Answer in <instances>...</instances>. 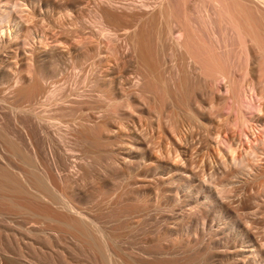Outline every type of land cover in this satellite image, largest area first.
Returning <instances> with one entry per match:
<instances>
[{
  "label": "bare ground",
  "instance_id": "6f19581e",
  "mask_svg": "<svg viewBox=\"0 0 264 264\" xmlns=\"http://www.w3.org/2000/svg\"><path fill=\"white\" fill-rule=\"evenodd\" d=\"M121 4H118V10ZM47 5L48 0H0L1 65L5 62L4 53L12 51L14 61L20 55V47L33 41L37 52L41 51L46 58L45 62L38 58L32 60L31 56L27 58V53L22 58L23 65L15 72L4 68L7 63L3 67L7 81L13 79L16 84L12 90L7 86L9 93L4 87L10 86L13 80L7 84L3 82L5 85L1 86L7 95L0 97L2 106H5H0L5 109L0 112V120L12 123L23 136L18 140L17 134L8 133L4 122L0 121V218L3 220L0 264H196V259L202 262L209 255L210 248L215 250V247L207 246L196 257V207L205 205L203 201L207 196L203 198V194L222 190V194L221 191L218 193L223 201V194L224 200L232 198L230 192L236 188L264 190V136H261L264 133L256 135L259 128H264V0H130L120 15L107 14V10L104 15V8H98L102 11L96 9L93 17L101 27L95 24L94 18L93 24L97 25L102 42L107 41L106 46L101 42L97 45L101 49L98 59L105 63L99 65L105 67V72L98 74L101 71L98 66L100 70L95 71L92 79L89 76L90 79H81L87 94L91 92L86 87L92 94H83L80 83V88L73 85L69 89L74 88L73 91L65 94L69 91L63 84L67 91L64 90L63 94L61 89L54 91L56 86L52 87L53 91L49 88L52 93L47 94L44 103L48 81L51 82V76L58 74L60 68L55 66L56 63L53 65L55 61L51 64V59L58 56L56 51L64 50L62 44L65 43L57 39V35V38H53L54 35L50 38L44 32L46 30L39 31L43 29H37L35 22L31 24L33 27L30 26L26 19H30V15L25 14L34 11L31 14L34 16L33 13L36 15ZM50 39L52 41L48 42ZM122 40L126 43L128 55L138 49L137 42L142 46L145 59L142 63H145L150 88L155 90L159 85L165 92L162 91L166 98L162 96L165 101L160 102V108L156 107L157 100L153 101L154 90L148 91L147 88L142 92L138 82V90L127 91L119 86L120 90L112 80V74L119 67L115 60H119L117 54ZM149 45L154 47L152 50L156 56ZM76 47L72 50L76 51ZM136 56L131 57L133 61L130 59L134 68L138 61ZM83 60L82 57L76 64L82 65ZM14 63L18 66L16 61ZM117 63L119 65V61ZM55 67L57 73L52 69ZM118 96L124 101L118 100ZM100 101L107 102L102 110ZM136 102L142 104L138 107L139 112L149 115L151 127L156 125L155 130L160 131L162 138L145 130L136 133L140 128L128 135L131 131L127 127L128 118L120 117L127 111L135 113ZM87 103L91 105L90 110L84 109ZM39 105L44 106L41 110L45 105L51 108L38 111ZM122 110L124 114H120ZM117 121L121 128L116 126ZM140 121L141 126L144 121ZM146 122H150L148 118ZM149 124L147 127L151 128ZM229 126L234 128L229 130ZM223 135H227L224 148L221 146L223 142L218 141ZM255 135L256 139L250 141ZM11 160L19 162L23 168L14 167ZM88 184L92 188L90 186L86 191L92 190L86 193L83 190ZM227 190L229 194L224 193ZM151 192H157L155 204L148 199ZM257 196L254 200H258ZM98 198L104 200L100 202ZM96 200L98 204H94ZM250 204L248 210L252 209ZM255 204L253 214L260 212L257 210L260 203ZM237 213L242 216L245 212L242 215ZM162 215L166 220L160 218L164 217ZM251 218L249 215L244 218L246 226L255 222ZM136 220L137 223L133 224ZM237 223L232 228L237 229ZM121 225L128 233L140 234L144 230L146 242L137 245L135 241L124 239L119 230ZM252 231L244 228L240 234L249 240L252 254L256 255L260 251L254 234L259 231ZM229 248L232 250L226 249L223 255L221 250L214 257L224 260L234 254L237 264H241L242 258L239 257L248 250H239L236 244ZM253 255L254 259L257 255Z\"/></svg>",
  "mask_w": 264,
  "mask_h": 264
},
{
  "label": "rangeland",
  "instance_id": "374dc122",
  "mask_svg": "<svg viewBox=\"0 0 264 264\" xmlns=\"http://www.w3.org/2000/svg\"><path fill=\"white\" fill-rule=\"evenodd\" d=\"M101 1V2H100ZM107 3V5H106V3ZM108 0H48V3H49V5H47V6H45L44 8H42L43 10H40V11H37L36 12V15H35V13H33V15L34 16H32L31 14H32V12H34V11H28L27 12V14H25L26 16L29 14L30 15V19L29 18H26L27 20H29V22L27 21V20H25V21H27L28 23H29V25L30 26H32L33 24L32 23H36V25H35V23H34V26H36V27H39V28H37V29H40V27H41V29H43V30H39V31H44V30H46V31H44L47 35L49 34V36H51L50 38H52L53 37V35H54V37L53 38H57V37H55V35H57L58 36V38L57 39H60V41L61 42H64L66 45L68 44V42H69V44L68 45H70L71 47H69L68 45V47L65 45V44H62V45H58V47H60V48H62V47H64V50H67L66 51V53H65V51L63 50L62 51V49H60L63 53H59V52H61L60 50H59V52L58 51H56V53H55V55H58V56H54V58L55 57H57V59L55 60L54 58H52L51 59V64L53 63L52 61H55L54 63H53V65L55 64V66H57V67H60L59 69H57L56 67L55 68H52L53 69V71L54 72H56L55 70L57 69L58 70V74H59V72H60V74L58 75V74H56V75H54L53 77L51 76V78L53 79H51V78H49L48 80H50L51 82H49L48 81V85H51L50 87L47 85V88H48V92L46 93V95H45V98H43V100L45 99V102L44 103H46L47 102V100L46 99H48V96L49 95H47V94H50V92H51V90L54 88V91L55 90H57V89H61V90H63V94H64V90H66L65 88H63L62 86H63V84H64V87H66L67 89H68V91L69 92H65V94H69L70 92H72L73 91V89L74 88H72V91H70L71 90V87L73 86V87H75V85H77V87L78 88H80L81 87V92L83 93V94H85V95H89V94H92L93 92L90 90V88L89 87H86V89H87V91L88 92H91V93H88L87 94V92L85 91V87H83L84 85H82L81 83H82V81H81V79H84L85 77H87V79H92V77H94L95 76V71H99L100 69H101V71L98 73V72H96V75H97V73L98 74H102V73H104L103 72V70H105V67L103 66H101V65H99V64H105V63H101L100 62V52L99 51H101V49L97 46V45H99V43L101 42L102 44H103V46H106V44H107V41L106 40H104L105 42L103 43L102 41V37H100V33L98 32L99 30H98V27H101V24L100 25H98L99 23H97L98 21L95 19V17H93L94 15H95V12L97 11L96 9H98V8H104V10L102 11L101 9H98V10H101L102 12H104L105 13V11L107 12V14H110V12H113V14H119L120 15V13L122 12V13H124L125 12V10H124V6L125 5H128L129 3H130V0H116L117 2H114V0H109L108 2H107ZM98 2H100L99 3V5L101 4V6L99 7L98 6ZM105 4H104V3ZM111 2V3H110ZM119 2V3H118ZM124 2H128L127 4H125ZM51 3V4H50ZM120 5L121 3L123 4V7H122V4H121V6H120V10H118L119 9V5ZM111 4V5H110ZM103 5V6H102ZM106 7H105V6ZM108 5L110 6V7H108ZM112 5H114L113 7H112ZM117 6H118V8H117ZM116 7V8H115ZM47 8V9H46ZM67 8V9H66ZM105 8H108V9H110V8H112V9H110V10H108V9H105ZM113 8H115V10L113 11ZM46 9V10H45ZM116 9H117V11L118 12H115L116 11ZM124 10V11H123ZM46 11V12H45ZM48 11V12H47ZM94 11V12H93ZM42 12H45V13H42ZM94 13V14H93ZM103 13V14H104ZM39 14H41V15H39ZM104 15H106V13L104 14ZM29 17V16H28ZM33 17H34V20H33ZM24 18V19H25ZM95 19V24L97 23V25H98V27H97V25H95V24H93L94 22H93V20ZM23 19V20H24ZM20 20H22V19H20ZM76 21V22H75ZM39 22V23H38ZM27 23V24H28ZM32 24V25H31ZM41 24V25H40ZM75 24V25H74ZM38 25V26H37ZM73 25V26H72ZM46 26V27H45ZM33 27V26H32ZM43 27V28H42ZM45 27V28H44ZM8 28V27H7ZM7 28H5V30H7V33H8V29ZM47 28V29H46ZM36 29V28H35ZM36 29V30H37ZM100 29V28H99ZM145 31V33L147 32L146 31V29L144 30ZM47 32H49V33H47ZM97 33H98V35L99 36H97ZM42 34V33H41ZM51 34V35H50ZM48 36V37H49ZM100 37V38H99ZM64 40H66L67 42H65ZM99 40V41H98ZM140 40V39H139ZM52 41V39H50L48 42H51ZM98 41V42H97ZM138 41V40H137ZM39 42V41H38ZM120 42L121 41H119V44H120ZM121 43H123V44H117V46L119 45V46H121V50L119 49L120 47L118 46V49H119V51H118V58L117 59H119V60H115V64H117L116 66H119V67H117L116 69H117V71H116V69H115V71H114V75L112 74V76L114 77H112L111 76V78H112V80L115 82V84H117V87H121V88H124V89H126L127 91L128 90H134V89H136L137 88V90H138V88L140 87L141 89V91L142 92H144V91H147V88H148V91H152V90H154V88L153 89H151L150 87V82L148 81V79L146 78L147 76H145V74H146V71H145V68H144V66L143 65H145V63H142V61H144L145 59H144V52H143V50L141 49L142 48V46L140 45V44H138L139 42H137V45H138V49L136 50H132L131 51V53H129V55L127 54L128 53V49L126 48V43H125V41H123L122 40V42ZM31 45V46H30ZM84 46L83 48H81L80 49V47H82V46ZM139 45H140V47H139ZM24 46H29L28 48H26V47H24ZM22 45V47H20V49H19V51H21V52H19V57H18V59L17 58H14V61H16V63H18V66L17 65H15V63H14V61H12V59H13V54L11 55V53H12V49H10V50H8V51H11V53L10 52H8V53H4V55H5V58H4V64H2L1 65V62H0V97H3L4 95H7L6 94V91H5V89L7 90V93H9L10 92V90H12L13 89V84L15 83L16 84V81L14 82V80H13V82H11L12 80H8L7 81V78H6V74H5V72H6V70H8V69H10V70H12V72H15V70H18V69H20L21 68V66L23 65V63H24V61H23V59L22 58H25L27 55V58L29 57V56H31L30 58L32 59V60H37V58H38V60L39 61H41V62H43L44 61V59L46 60V58L44 57V55L42 56L41 55V51H39L38 50V52H40L39 54L41 55H38V52H37V50L35 49V48H37L36 46H34V41L31 43V44H28V45ZM39 46V45H38ZM62 46V47H61ZM77 46V47H76ZM97 46V47H96ZM74 47H76V48H78L76 51L75 50H72ZM123 47V48H122ZM152 47V48H151ZM33 48V49H32ZM97 48V49H96ZM126 48V49H125ZM32 51H31V50ZM71 50V51H73L72 52V54H71V51H69V50ZM75 49V48H74ZM100 49V50H99ZM117 49V50H118ZM122 49L124 50L123 52H122ZM149 49H154V47L152 46V45H149ZM23 50V51H22ZM29 50V51H28ZM35 50V51H34ZM98 50V51H97ZM126 50V51H125ZM155 50V49H154ZM24 51H25V53H24ZM31 51V52H30ZM69 51V52H68ZM137 51V52H136ZM153 51V50H152ZM35 52H37V53H35ZM67 52L69 53V54H67ZM123 53V54H119V53ZM127 52V53H126ZM132 52L134 53V54H132ZM154 52L155 51H153V54H154ZM10 53V54H9ZM28 53V54H27ZM65 53V54H64ZM80 53V54H79ZM125 53V54H124ZM135 53H136V55H135ZM138 53H139V55H138ZM27 54V55H26ZM35 54V55H34ZM36 54H37V56H36ZM61 54H63V55H61ZM98 54V55H97ZM12 56V57H10V56ZM24 55H25V57H24ZM60 55V56H59ZM80 57H79V56ZM116 55V56H117ZM120 55H122V56H120ZM124 55H126V56H124ZM155 56H156V54H154ZM154 55H152V59H154L155 57H153ZM21 56H23V57H21ZM34 56H36V57H34ZM62 56H63V58H62ZM76 56V57H75ZM84 58V60H83V62H81L82 63V65L81 64H76V62L78 63H80V59L82 58V57ZM120 56V57H119ZM127 56H128V58H127ZM132 56H134V58H135V56H136V58H138V61H137V59H136V61H137V64H136V67L134 68V66H132L133 64V62L131 63V60L133 61L134 59H131V57ZM8 57V58H7ZM34 57V58H33ZM59 57H61V58H59ZM122 57V58H121ZM143 57V58H142ZM7 58V59H6ZM20 58V59H19ZM40 58V59H39ZM59 58V59H58ZM76 58V59H75ZM99 58V59H98ZM126 58V59H125ZM133 58V57H132ZM10 60V62H9V60ZM21 59H22V61H21ZM61 59V60H60ZM73 59V60H72ZM131 59V60H130ZM8 60V62H6ZM58 60H59V62H58ZM79 60V61H78ZM97 60H99V61H97ZM122 60V61H121ZM18 61V62H17ZM75 61V62H74ZM117 61H119V65H118V63H117ZM130 61V62H129ZM155 61V60H154ZM45 62V61H44ZM145 62V61H144ZM157 62V61H156ZM155 62V63H156ZM5 63H7V65L10 67V68H8V66L5 64ZM14 64V66H13V64ZM50 63V62H49ZM58 63H60V64H58ZM74 63L76 64V65H74ZM141 63V64H140ZM12 66H11V65ZM98 64V65H97ZM128 64V65H127ZM138 64L141 66V68H140V66H138ZM7 66V67H4V66ZM60 65V66H59ZM78 65V66H77ZM80 65V66H79ZM15 66H17V68L15 67ZM98 66H99V68H98ZM7 68L6 70L4 69V68ZM12 67V68H11ZM13 67H15L14 69H13ZM20 67V68H19ZM98 68V69H97ZM103 68V69H102ZM118 68H119V71H118ZM1 69H4V70H1ZM55 69V70H54ZM143 69H144V71H143ZM14 70V71H13ZM1 71H2V73H1ZM3 71H4V73H3ZM138 71V72H137ZM102 72V73H101ZM57 73V72H56ZM53 74H55V73H53ZM52 74V75H53ZM94 74V76H92ZM5 77H4V76ZM57 75H58V77H57ZM139 75H140V77H141V79H143L144 81H142L141 79H139L140 77H139ZM144 75V76H143ZM90 78H89V77ZM57 77V78H56ZM116 77V78H115ZM74 79V81H76L74 84H71V83H73L74 81H73V79ZM145 78H146V80H147V83H146V80H145ZM57 79V80H56ZM77 79V80H76ZM115 79V80H114ZM6 80V81H5ZM71 81L72 80V82H69V81ZM80 80V81H79ZM132 80V81H131ZM67 81V84H65V82ZM140 81V82H139ZM7 84V82H11L12 84H10V86L12 87H10L9 85H6V87L8 86L9 88H10V90H9V88L7 87H4V88H2L5 84ZM81 82V83H80ZM136 82H138L137 84L139 85V84H141L139 87H137V84H136ZM142 82H144V83H142ZM50 83V84H49ZM53 83V84H52ZM79 83L81 84V85H79ZM15 84H14V87H15ZM58 84V85H57ZM132 84V85H131ZM136 84V85H135ZM146 84V85H145ZM53 85V86H52ZM70 85V86H69ZM80 87H79V86ZM131 85V86H130ZM135 85V86H134ZM143 85V86H142ZM151 85H153V84H151ZM2 86V87H1ZM159 86V85H158ZM157 86V88H159V90L157 89V88H155V90L154 91H152L153 93H152V98L154 97V95H155V97L153 98V101H155V100H157L156 102H157V104H156V102H154L155 104H156V107H158V108H160L161 106H160V104L161 103H163L164 101H165V96H164V94L163 93H165L164 91H163V89H161V87L159 86L158 87ZM53 87V88H52ZM84 89H83V88ZM119 87V89L121 90V88ZM133 87V88H132ZM146 87V88H145ZM2 88V89H1ZM49 88H51V90L49 89ZM57 88V89H56ZM132 88V89H131ZM70 89V90H69ZM161 89V90H160ZM50 90V91H49ZM85 91V93H84V91ZM158 90V91H157ZM2 91H4V92H2ZM9 91V92H8ZM53 91V90H52ZM67 91V90H66ZM155 91H157L156 93H155ZM162 91H163V93H162ZM171 91H174V90H171ZM175 92V91H174ZM174 92H171V93H173L172 95L173 96H175L174 95ZM3 93H5V94H3ZM52 93V92H51ZM165 97V98H163V97ZM47 97V98H46ZM119 98V99H118ZM118 100H123L124 101V99H121V97H119L118 96ZM126 99V98H125ZM164 99V100H163ZM162 100H163V102H162ZM102 101V100H101ZM99 102L100 104L99 105H101V106H99L100 107V109L102 110L104 107H106L107 106V102L106 101H103V102ZM161 102V103H160ZM102 103H104V104H102ZM2 104L3 103H1L0 102V106H2ZM136 107L135 108H137V110L134 108V110L133 111H135V113L134 112H132V111H130V113H128L129 111H127L126 112V115H122L123 117H120V118H124V119H127L128 118V120H126V122H127V127L128 128H130V130L131 131H128L129 132V134L128 135H130L131 133H132V131L133 132H136L137 131V129H139L140 128V130H139V132L137 131L136 133H141L142 132V130H145V132L147 131L148 132V134L150 133V134H153L154 136L155 135H159V137H161L162 136V134H160V131L158 130H155V129H157V126L156 125H153V128L151 127L152 125H151V120H149V115L148 114H143L142 113V115H141V112H139L140 111V109L138 108V107H140V106H142V104L140 103V102H136ZM4 106V105H3ZM2 106V107H3ZM2 107H0L1 109H2ZM38 107L40 108V110L38 109ZM37 107V110L38 111H45L46 109L48 110V107H49V109L51 108V106H49V105H45V109L44 108H42L43 110H41V107H44L43 105L42 106H38ZM47 107V108H46ZM4 108H5V106H4ZM3 108V109H4ZM90 108H91V105H90V103H87L86 105H84V109L85 110H90ZM0 109V112L2 111H4L3 109L1 110ZM124 110V109H123ZM122 110V112L120 113V114H122L124 111ZM127 110V109H126ZM227 110H225V112H226ZM131 113H134V115L133 114H131ZM1 114V113H0ZM124 114V113H123ZM140 114V115H139ZM131 115H132V120H130V118H131ZM138 115H139V117H138ZM146 117V118H148V121H150V122H146L145 123V120H146V118H144V116ZM1 116V115H0ZM119 116H121V115H119ZM137 116V117H136ZM141 116L144 118H141ZM150 116H153V115H150ZM2 117V116H1ZM0 117V118H1ZM143 120L142 122V127L140 126V123H138V122H141L140 120ZM154 119L155 118H153L152 119V121H154ZM131 122H130V121ZM1 122H4L2 119L0 120ZM132 121H134V122H132ZM7 122V121H6ZM4 122V127H6V131L8 132V133H10L11 135H16V137H17V139L19 140H21V137L23 136L22 134H21V131L20 130H18L15 126H13V124L12 123H10V122ZM128 122H130V123H132V124H130V123H128ZM6 123V124H5ZM150 123V124H149ZM130 124V125H129ZM148 124H149V127H151V128H148L147 126H148ZM119 125V122L117 121V127L118 128H121V127H119L118 126ZM132 125L133 126H135V128L134 127H132ZM146 125V126H145ZM137 126V127H136ZM144 126V127H143ZM155 126H156V128H155ZM15 127V128H14ZM231 126H229V130H231V129H233L234 127H231ZM133 130H132V129ZM146 128V129H145ZM134 129H136V130H134ZM147 129H149V130H147ZM153 129V130H152ZM261 129H263V130H261ZM150 130H152V131H150ZM259 130H261V131H259ZM259 130H257L256 131V135H258V136H260L262 133L261 132H263L264 133V128H259ZM150 131V132H149ZM156 132V134H154V132ZM131 132V133H130ZM144 132V131H143ZM142 132V133H143ZM153 132V133H152ZM126 134H127V132H126ZM146 134V133H145ZM197 134V133H196ZM195 134V135H196ZM161 135V136H160ZM256 135L255 136H251V138L249 139L250 141H252V140H254V139H256ZM19 136H20V138H19ZM157 136H155V137H157ZM197 136L199 137V132H198V134H197ZM261 136H264V134H262ZM198 137H196L197 138V140L200 138H198ZM162 138V137H161ZM161 138H158L159 140H162ZM23 139V138H22ZM227 139V135H223V138L222 139H218V141L220 142V144L223 142V144H221V146L223 145V147L222 148H224L225 147V142L227 141L226 140ZM249 140H247V142L249 141ZM225 141V142H224ZM245 141H246V139H245ZM249 141V142H250ZM248 142V143H249ZM250 144V143H249ZM227 145V144H226ZM2 160L0 159V164H2V162H1ZM12 164H13V166L14 167H17L18 169H22L23 167H22V165L19 163V162H17V161H13V160H11L10 161ZM250 178H251V176H249ZM249 177H246L245 179L247 180V181H249L250 180V178ZM217 178H213V181L215 182V180H216ZM212 181V180H211ZM251 181V180H250ZM217 182H218V179H217ZM57 186H58V188H62L61 187V184H57ZM91 186V184H88V185H85V189L83 190V191H85L86 193H89V192H91V190L92 189H87V191H86V188H88V187H90ZM91 188H92V186H91ZM243 187H241V189L240 188H236V189H229L230 191H232L233 190V192H230V193H233V195H232V198L233 199H235L236 200V202H235V200H233L230 196V198H228L229 200H230V202L231 201H233V203H234V205H233V203L232 204H230V202H228V203H226L227 202V200L225 201L224 200V198H225V194H223V201H225V203L223 204L222 202L223 201H220V194H222L223 192H222V190H219V191H216L217 189H215L214 191L216 192H214V191H212L210 194H207V195H204L203 194V198L205 197V196H207V198L205 199V201H203L204 203H205V205H199L200 207H196L197 208V210H196V212L198 213V216H196V257H198V255L199 254H201L204 250H205V248L207 247V246H212L215 250H213L212 248H210L209 249V251H208V256L206 257V259L205 260H203L202 262H199V261H197V259H196V264H202V263H204V264H237L238 262L236 261V257H235V255L234 254H227L228 256L227 257H225V258H223L224 260H221V259H219V258H217V257H214V256H216V254L217 255H219V253H221V250H222V254L221 255H223V251H226V249L227 250H232V248L230 249L229 247L230 246H234L235 244H236V246H237V249L239 248V250H243V251H249V253H248V251H247V253H244L243 254V257H239L240 259H241V264H245V262H246V264H264L263 262H264V205H263V203H264V193H263V188L261 189H258V188H256V190H255V188H253V187H245V188H243ZM239 189V190H238ZM247 191H246V190ZM251 189H252V192H251ZM237 190V191H236ZM240 190H241V193H240ZM257 190H258V192H257ZM220 191H221V193H220ZM236 191V192H235ZM239 191V193H237ZM244 191V193H242ZM220 194H219V193ZM246 192V193H245ZM261 192V194L259 195V193ZM152 193V194H151ZM150 193V195L149 196H151V197H148V199H150V201H152V202H154V204H155V202L158 200V196L156 195L157 194V192H151ZM224 193H226V194H229L228 193V190L227 191H224ZM234 193L236 194L237 193V195H239V197L237 196V195H235V197H233L234 196ZM263 193V194H262ZM217 194H219V195H217ZM242 194H246V195H242ZM253 194H255V196L253 195ZM256 194L258 195L257 196V199L258 200H254V199H256L255 197H256ZM156 195V197L155 198H152V197H154ZM218 196V198L216 197V196ZM253 195V196H252ZM114 196H116V194L114 195ZM114 196H112V198L114 197ZM196 196H197V194H196ZM213 196V197H212ZM228 196V195H227ZM226 196V197H227ZM238 198H237V197ZM246 196V197H245ZM252 198H251V197ZM211 197V198H210ZM241 197V200L239 201V198ZM244 197H245V199H244ZM261 197V198H260ZM263 197V198H262ZM214 198H215V200H214ZM247 198L249 199H251L252 200V202H253V204H252V202H251V204H250V199L249 200H247ZM99 199V201L101 202L102 200H104V198L102 199V198H98ZM97 199V200H98ZM102 199V200H101ZM153 199V200H152ZM242 199H244V200H242ZM95 201L94 202V204H98L99 202L98 201ZM260 200V201H259ZM206 201H207V203H206ZM209 201V202H208ZM214 201V202H213ZM237 201H239V202H237ZM241 201H243L242 203H241ZM248 201V202H247ZM254 201H255V203L258 205V203H260L258 206H262V210L261 209H259L258 208V206L254 203ZM258 201V202H257ZM98 202V203H97ZM246 202V203H245ZM237 203H241V204H243L242 206H241V204L239 205V204H237ZM248 203L250 204V206L252 207V209L251 210H248L247 209V207L249 206L248 205ZM221 204V205H220ZM246 204V205H245ZM254 204L257 206V210H260V212H262V213H260V212H258V213H255L256 214V216H255V214H253L254 212H255V210H256V207L254 206ZM208 205V206H207ZM214 205V206H213ZM231 205V206H230ZM236 205V206H235ZM237 205H239L238 206V208H237ZM248 205V206H247ZM253 205V206H252ZM206 206H207V208H206ZM209 207V208H208ZM221 207V208H220ZM231 207V208H230ZM232 207H234V211H236V213L237 212H239L241 215L244 213V214H246L247 216L249 215V217L251 218V217H253V219L251 218V220L252 221H255L254 223H256L255 224V226H254V223H252V225L251 226H249L250 224L248 223L247 224V226L248 227H251V228H247V226H246V219H244L245 217L247 218V216H240L238 213L236 214L235 212H233V208ZM241 207V209H239ZM242 207H243V209H242ZM236 208V209H235ZM231 209V210H230ZM239 209V210H238ZM199 210V211H198ZM230 212H229V211ZM242 210V211H241ZM214 211V212H213ZM249 211L251 212V214L249 213ZM254 211V212H253ZM203 212V213H202ZM233 212V213H232ZM243 212V213H242ZM249 214H248V213ZM253 212V213H252ZM211 213V214H210ZM216 213V214H215ZM207 214V215H206ZM235 214V215H234ZM217 215V216H216ZM240 216V218L238 217V216ZM162 216H164V215H162ZM201 216V217H200ZM209 216V217H208ZM259 216H262V217H260L261 219H259ZM166 216H164V217H160L161 219H164V220H166V218H165ZM237 217V218H236ZM244 217V218H243ZM255 217V218H254ZM256 217H257V219H258V221H257V219H256ZM234 218V219H233ZM239 218V219H238ZM205 219H206V221H205ZM204 220V221H203ZM208 220V221H207ZM241 223H240V222ZM260 221V222H259ZM205 222V224H203ZM233 222V223H232ZM238 222V223H237ZM245 224H244V223ZM263 222V223H262ZM2 223V224H1ZM137 223V220H136V222L135 223H133V224H136ZM200 223V224H199ZM234 223H237V229H234V228H232L233 227V224ZM259 223V224H258ZM240 224H241V226H240ZM262 224V225H261ZM199 225H201V228L199 227ZM205 225V226H204ZM244 225H245V227H244ZM256 225H258V226H256ZM122 226V227H121ZM121 226H119L120 228H119V230L121 229V231H120V233H122V235H124L123 236V238L124 239H126L127 241H130V242H133L134 243V241H135V243L137 244V245H140V244H144L145 242H146V236H145V231L144 230H141L140 231V234H139V232H137V233H135V232H131L132 233V236H131V233H130V231H129V233L125 230L126 228L124 227V225H121ZM198 226V227H197ZM204 226V227H203ZM229 226H231V227H229ZM261 226V227H260ZM0 227H3V220L0 218ZM254 229H253V228ZM124 228V229H123ZM229 228V229H228ZM241 228V229H240ZM251 229V230H253L252 231V233L254 232V233H258V231H259V233L258 234H254V238H255V240L257 241V248H258V250L260 251V253H258V254H256V255H253L252 254V250H253V248H251V244L249 243V240L247 239V238H245V237H243L241 234H240V232H241V230L242 229ZM255 228H256V230L259 228V230L258 231H256L255 230ZM263 228V229H262ZM199 229H200V231H199ZM224 229V230H223ZM124 230L127 232V234H126V232L124 233ZM221 230V231H220ZM256 232H255V231ZM198 231V232H197ZM206 233H205V232ZM222 232V233H221ZM124 233V234H123ZM134 233L136 234V237H134L135 235H134ZM215 234V235H214ZM239 234V235H238ZM126 235H128L126 238H125V236ZM139 235V236H138ZM131 236V237H130ZM138 236V237H137ZM145 236V237H144ZM151 236V235H150ZM194 237H195V235H193ZM220 236V237H219ZM227 236V237H226ZM260 236V237H259ZM139 237H141V238H139ZM212 237H213V239H212ZM215 237V238H214ZM222 237V238H221ZM258 239H257V238ZM129 238H131V240L129 239ZM134 238V239H133ZM220 240H219V239ZM137 239V240H136ZM203 239V240H202ZM246 241H245V240ZM262 239V240H261ZM140 240H142V242L140 241ZM199 240V241H198ZM259 240L261 241V242H259ZM144 241V242H143ZM241 241V242H240ZM138 242H140V243H138ZM235 242V243H234ZM199 245H198V244ZM205 244V245H204ZM230 246H229V245ZM241 244V245H240ZM261 244V245H260ZM204 245V246H203ZM222 246V247H221ZM243 246V247H242ZM198 247V248H197ZM200 247H202L203 249H201ZM225 247V248H224ZM228 247V248H227ZM221 248V249H220ZM243 248V249H242ZM251 248V249H250ZM200 249V250H199ZM246 249V250H245ZM202 250V251H201ZM216 250L218 251V252H216ZM234 250V249H233ZM198 251V252H197ZM201 251V253H199ZM213 252V254H212V252ZM225 253V252H224ZM244 255H246V256H244ZM248 255H253L255 258L253 259L252 258V256H251V258H249V259H247L248 257H250V256H248ZM213 256V257H212ZM248 256V257H247ZM245 257V258H244ZM216 258V259H215ZM259 259V260H258ZM218 260V261H217ZM226 260H227V262H226ZM243 260V261H242ZM246 260V261H245ZM248 260V261H247ZM223 261H225V263L223 262ZM207 262V263H206ZM213 262V263H212ZM248 262V263H247Z\"/></svg>",
  "mask_w": 264,
  "mask_h": 264
}]
</instances>
